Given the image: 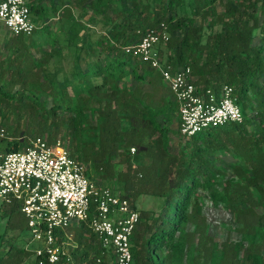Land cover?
Returning a JSON list of instances; mask_svg holds the SVG:
<instances>
[{"label":"trees","instance_id":"1","mask_svg":"<svg viewBox=\"0 0 264 264\" xmlns=\"http://www.w3.org/2000/svg\"><path fill=\"white\" fill-rule=\"evenodd\" d=\"M26 1L32 33L0 31V151L58 141L88 162V179L133 207L140 193L155 196L153 212L138 211L131 264H264V0ZM159 27L169 70L188 68L196 91L233 87L240 121L178 133L168 87L122 49ZM208 205L240 224L241 240L207 233ZM0 218L13 233L0 240V264H37L18 205L0 202ZM67 229L73 264H114L84 224Z\"/></svg>","mask_w":264,"mask_h":264},{"label":"built area","instance_id":"2","mask_svg":"<svg viewBox=\"0 0 264 264\" xmlns=\"http://www.w3.org/2000/svg\"><path fill=\"white\" fill-rule=\"evenodd\" d=\"M0 22L13 35H30L34 29L26 0H0ZM166 39L159 27L122 49L146 62L166 84L177 107L178 133L190 136L240 121L233 87L196 91L188 68L169 70L158 52ZM84 170L58 141L36 138L22 150L0 151V202L18 205L29 232L26 247L34 243L28 249L37 264H73L66 229L80 223L94 235L102 253H112L114 264H131L130 239L138 211L126 198L95 185Z\"/></svg>","mask_w":264,"mask_h":264},{"label":"rangeland","instance_id":"3","mask_svg":"<svg viewBox=\"0 0 264 264\" xmlns=\"http://www.w3.org/2000/svg\"><path fill=\"white\" fill-rule=\"evenodd\" d=\"M0 31L2 33H7L8 31L3 27L2 23L0 22ZM147 87V86H146ZM148 88V87H147ZM2 105L0 104V107ZM6 118H7V114L3 113V115L0 114V137H6L5 136V122H6ZM174 126V127H173ZM173 129H175V123L173 122L172 124ZM20 134V133H19ZM59 140H61L60 136L58 137ZM34 140V139H31ZM29 140V142L31 141ZM178 140V134L175 133L174 131H171L168 133V146L170 148V151H174L175 150V144L176 141ZM69 149H72L71 147ZM142 163H147L148 159H143ZM83 166L84 168L87 170V168L89 169V164L88 162H83ZM121 167H123V165L121 164H117L116 166L113 167V170H118ZM90 177H93L95 179H98V174H96L95 172L91 171L89 173ZM103 181L100 180V183H102ZM115 192V191H114ZM116 194V193H115ZM133 205L135 207V209L137 211L143 209V210H151L153 212L152 209H155L157 206V198L149 193H140L133 201ZM203 213L204 216L206 218V221L208 223V227H207V233L213 237V239H215L216 241H222L224 239H229L231 241H237V240H241L242 239V230L240 228V224L239 223H235L233 219H231V216L228 215L227 212H225L223 209H221L220 205L217 208H213L211 206H206L203 208ZM152 215H154V213H152ZM3 224V220H1L0 218V240L1 239H8L11 237V235H13L12 232L4 230L2 228ZM23 232V236L25 237H29V232L26 229L22 230ZM66 234L68 235V237H70L69 239H66V243L67 246L69 245H74V238H73V230L72 229H66ZM88 235V233H86V236ZM21 236H19L18 239L14 240V244L15 245H19L20 244V239ZM22 236V237H23ZM91 240L92 242H95V239L93 238H87V241ZM258 239H255V241H257ZM258 243H260L261 241L258 240ZM34 243H30V246L32 247ZM246 244V243H244ZM262 247V245H260ZM260 247V248H261ZM258 254H260L262 256V261H264V249H260L258 250ZM29 261L26 260L23 264H28ZM248 264H250L248 262Z\"/></svg>","mask_w":264,"mask_h":264}]
</instances>
